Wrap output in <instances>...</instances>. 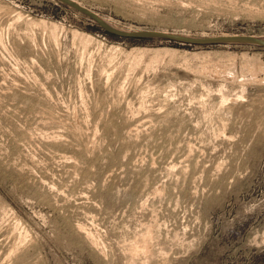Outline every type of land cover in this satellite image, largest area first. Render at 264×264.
<instances>
[{
    "label": "rangeland",
    "instance_id": "rangeland-1",
    "mask_svg": "<svg viewBox=\"0 0 264 264\" xmlns=\"http://www.w3.org/2000/svg\"><path fill=\"white\" fill-rule=\"evenodd\" d=\"M79 1L264 38V0ZM0 264H264V48L0 0Z\"/></svg>",
    "mask_w": 264,
    "mask_h": 264
},
{
    "label": "water",
    "instance_id": "water-1",
    "mask_svg": "<svg viewBox=\"0 0 264 264\" xmlns=\"http://www.w3.org/2000/svg\"><path fill=\"white\" fill-rule=\"evenodd\" d=\"M80 13L86 15L88 18L96 22L104 31L107 33L125 37V38H161L178 43L190 44V45H213V44H224V43H246L258 45L264 48V38L255 35H244V34H232V35H215L205 37H193L187 35H181L166 31L159 30H122L118 29L102 18H100L92 10L73 0H58Z\"/></svg>",
    "mask_w": 264,
    "mask_h": 264
},
{
    "label": "bare ground",
    "instance_id": "bare-ground-1",
    "mask_svg": "<svg viewBox=\"0 0 264 264\" xmlns=\"http://www.w3.org/2000/svg\"><path fill=\"white\" fill-rule=\"evenodd\" d=\"M73 1H75V2L79 3L80 5L84 6V4H82L79 0H73ZM87 8H88V7H87ZM88 9L92 10V11H93L94 13H96L100 18H102V17L100 16V14H98V12L94 11V10L91 9V8H88ZM102 19H103L104 21H106L104 18H102ZM33 20H35V19H33ZM31 21H32V20H31ZM106 22H108V20H107ZM34 24H36V22H35ZM37 24H40V25H42V26H46V25H47V22H46L45 20H41V19H40V20H38V23H37ZM56 26H57V25H56L55 23H52V22L49 24V30H50V34H51L52 36H55L54 34H56V33H55V31H56ZM57 28H58V27H57ZM45 30H46V29H45ZM73 33H74L76 36H77V35H78V36H81V34L79 35V34H77L76 32H73ZM52 36H51V37H52ZM83 36H85V34H83ZM83 36H82V37H83ZM55 37H56V36H55ZM52 38H53V37H52ZM53 39H54V38H53ZM81 39H82V38H81ZM85 39H86V36H85ZM85 39H84V41H86L88 38H87L86 40H85ZM79 40H80V38H79ZM88 41H89V40H88ZM84 43H85V42H84ZM86 43H87V42H86ZM111 55H112V54H111ZM125 55H126V54H125ZM139 55H140V54H139ZM127 56H128V55H127ZM127 56H126V57H127ZM132 56H133V55H132ZM134 56H136V55L134 54ZM112 57H113V56H112ZM136 57H139V56L137 55ZM136 57H135V58H136ZM129 58H130V57H129ZM140 58H141V56H140ZM113 59H114V58H113ZM132 59H133V58H132ZM132 59H131V60H132ZM135 61H136V60H135ZM138 61H140V60H138ZM133 62H134V60H133ZM111 63H112V62H111ZM136 63H137V62H136ZM133 64H135V63H133ZM113 70H114V69H113ZM113 70H112V71H113ZM127 76H128V75H127ZM169 168H170V167H169ZM81 231H82V230H81ZM22 233H23V232H22ZM146 233H147V232H146ZM146 233H145V234H146ZM25 234H26V233H25ZM143 235H144V234H143ZM21 237H22V236H21ZM25 238H26V237H25ZM147 238H149V234H148V237H147ZM147 238H146V239H147ZM144 240H145V239H144ZM142 242H143V241H142ZM134 244H136V243H134ZM143 244H145V243H143ZM141 246H142V245H141ZM145 246H146V245H145ZM142 247H144V245H143ZM133 249H134V252H132V253H135L136 251H138L139 248H138V246H135V245H134V246H133ZM140 249H141V247H140ZM146 250H147V249H146ZM139 251H141V250H139ZM150 251H151V250H150ZM132 253H131V254H132ZM141 253H142V252H141ZM132 255H133V254H132ZM143 255H144V253H143ZM145 256H146V255H145ZM149 256H150V255H149Z\"/></svg>",
    "mask_w": 264,
    "mask_h": 264
}]
</instances>
